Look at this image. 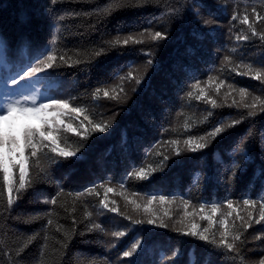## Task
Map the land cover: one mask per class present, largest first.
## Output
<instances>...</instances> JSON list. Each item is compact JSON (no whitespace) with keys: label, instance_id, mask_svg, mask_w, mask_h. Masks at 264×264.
<instances>
[{"label":"trees","instance_id":"16d2710c","mask_svg":"<svg viewBox=\"0 0 264 264\" xmlns=\"http://www.w3.org/2000/svg\"><path fill=\"white\" fill-rule=\"evenodd\" d=\"M112 2L0 0V72L38 66L48 51H54L57 60L44 74L64 90L71 105L83 108L94 123L109 125L102 133L91 131L89 125L86 138L62 132L72 149L79 145L77 157L42 160L44 172L31 166L33 185L14 192L12 206L7 205V191L0 188V264H264V233L259 232L264 221L254 222L264 202V112L258 107L248 116L250 109L242 106L256 95L264 99V83L253 78L264 60V0H151L103 14ZM234 15L238 19L233 20ZM245 15L256 36L249 24L240 23ZM156 31L165 38L152 41L147 33ZM139 32L145 33L141 44L109 48L105 43ZM102 48L107 51L100 57L91 55ZM62 55L66 62L59 59ZM74 60L81 62L73 64ZM244 65H253L249 75L238 74L247 71ZM197 83L207 93L200 100L199 89L193 87ZM240 87L250 93L243 100ZM113 95L118 99H111ZM236 119L241 122L209 138L203 150L188 151L183 143L189 136L211 131L213 122L232 124ZM69 120L79 126L78 120ZM173 140L179 145H172ZM175 147L181 155L175 154ZM140 167L149 173L148 179L127 176ZM107 187L115 190L108 193V202L117 212L99 205ZM87 188L96 192L88 194ZM150 195L177 198L152 206L168 227L133 223L148 218L142 206ZM49 197L57 204L45 203ZM181 198L191 202L187 211L197 215L184 216ZM244 199L255 200V209L243 205ZM229 200L235 208L230 221L237 214H253L246 231L239 227L242 221L235 220L236 230L243 232V244L236 242L242 257L184 234L191 222L201 230L209 226L200 219L199 205L221 204L215 217L219 221L229 211L224 207ZM96 223L102 230L94 228ZM219 230V223L211 229L217 239ZM114 231L125 235L113 237ZM137 241L133 255L123 257Z\"/></svg>","mask_w":264,"mask_h":264},{"label":"snow or ice","instance_id":"6c2138e0","mask_svg":"<svg viewBox=\"0 0 264 264\" xmlns=\"http://www.w3.org/2000/svg\"><path fill=\"white\" fill-rule=\"evenodd\" d=\"M151 0H113L107 7L103 8V14H107L110 11L121 8H131L136 7L142 3H150ZM50 3L55 5L57 0H50ZM264 19V16L260 17ZM60 20H64V16L59 17ZM233 20L238 19L237 16L232 17ZM206 23H208L206 21ZM242 24H249V18L247 15L240 20ZM249 29L252 32L253 36L257 35L255 28L249 24ZM59 29H57L58 31ZM147 35L151 38L152 41L163 40L165 36L160 31L154 33L148 32ZM145 36L144 32H139L129 35H117L114 39L106 41V45L109 48H115L118 45L127 46L131 42L132 44H141L144 42L142 37ZM264 40V34H261L260 37ZM237 39H248L247 36L240 37L237 36ZM53 44L56 43L55 40L52 41ZM107 49L92 50L91 55L98 58L101 56V52H106ZM61 61H65V57L62 55L59 57ZM57 56L54 51H48L45 57L38 61V66H30L27 68L21 75V79L31 78L37 73L45 71V69L53 68ZM66 62V61H65ZM81 61L74 60L73 64L80 63ZM153 63L152 59L147 60V65ZM244 68L247 71L238 72L239 75H249L253 70V65H244ZM264 60L261 61L260 69L255 70L253 75L254 79L261 80L264 83ZM131 75V73H129ZM123 79V77H121ZM212 77L209 78V83L212 82ZM15 82V81H14ZM141 81L136 80V83L139 84ZM223 86V82L216 85V92L219 93L220 88ZM196 89H199V95L196 96L197 100L203 99L207 93L200 87L199 83L193 86ZM230 89L233 88V85L229 84ZM101 91V88L97 87L96 94L98 95ZM115 91V89L113 90ZM261 95H264V88L260 89ZM250 93L245 87L239 88V95L241 100L244 97L248 96ZM189 96H192L193 93L189 92ZM104 96L108 97L109 92L104 91ZM111 99H118L117 96L113 95ZM209 103L213 108L217 107V101L215 99L209 100ZM244 108L250 109L248 111V116H254L256 114L255 110L259 107V111L264 112V99H261L260 95L253 97V102L251 104H243ZM84 109L79 106H73L68 100L65 99H50L46 103H41L37 105L33 100L31 105H24L19 102L8 104L5 108L0 109V173L3 175V185H0V188H3L8 193L7 205L12 206L14 203V192L19 193L21 190L26 188H31L33 185L34 177L30 176L29 169L31 166H35L44 172L45 168L42 166L41 161L47 160L49 163L53 161L54 157L59 158H72L77 157L79 152V145L75 149H72L67 144L66 137L62 136V132L75 133L78 136L86 138V134L89 131V125L91 126V131L94 132H104L109 127L107 124L94 123L93 119L84 114ZM83 115V120H79L80 116ZM28 117H33L39 121V127L31 126L27 123H24V119ZM65 117H71L72 119L79 121V126H76L71 120H66ZM83 121H87L88 124L85 125ZM241 121L236 119L232 124H225L223 121H216L212 123V130L206 132L205 135L199 137L189 136L188 139L184 140L183 143L186 146L188 151L197 152L203 150L208 146L209 138L215 139L218 135L225 131L226 128L232 127L235 124L240 123ZM80 128H84L85 132L81 133ZM174 146L179 145L178 140L170 141ZM175 154L181 155V149L175 147ZM51 154V155H50ZM34 158V159H33ZM169 157L164 156V160L167 161ZM18 174V179H17ZM128 177H136L140 180H145L149 178V173L146 172L145 168L140 167L139 169H133L127 173ZM18 184V187L15 185ZM120 188L124 189L125 184L120 183ZM99 187L104 188V185H99ZM88 194L96 192V188H87L84 190ZM115 190L112 187H107L104 189V199L99 201V205L106 209L109 212H117L118 209L110 207L108 202V193H112ZM99 195V193H96ZM62 195L58 192L57 196ZM77 196L84 195V192L76 193ZM136 195V193H133ZM177 198L169 197L167 195H150L146 198V202L143 204V212L147 214L146 220H133L135 224L147 223L149 225H155L157 227L166 228L168 225L159 217L158 213L153 209V204L159 202L160 204H169L173 203ZM130 203L135 204L136 209H140L141 205L135 203V201H129ZM45 203H50L52 205L57 204V199L49 197ZM114 203V202H113ZM181 203L184 205L185 212L184 216H194L197 215L195 211L188 212L187 209L190 206V201L181 198ZM248 209H255L257 202L255 200L244 199L242 201ZM221 204L212 203L211 205H199V215L201 220H206L208 222V227L200 229V225L191 222L190 229L184 232L185 235L198 236L200 240L205 241L209 244L216 245L226 249L228 252H236L241 257L243 253L240 252L237 247L236 242L239 241L243 244L241 239L243 232H240L237 229L235 220H240V228L245 231L247 228L252 226L253 223V214L252 211L247 212V216H240L237 214L235 220L230 221L229 218L232 217L233 211L235 210L234 204L231 200L227 202L224 206L229 211L224 214L223 218L217 221L215 219L216 215L221 212ZM206 208H210V211H206ZM88 215H91L90 213ZM168 212L165 211L164 216H168ZM131 219L130 217H125ZM159 221V222H158ZM264 221V202L259 204V218L255 219L256 224H260ZM51 223V221H49ZM219 223V239H217L216 233L212 232L211 229ZM94 228L97 230H102L101 224H94ZM259 232L264 233V228L259 229ZM107 235V233H105ZM125 232L114 231L111 233L113 237H123ZM260 239V237H256ZM32 238H29V241ZM66 239H71V233H66ZM139 242L133 243L131 245L130 251H124L123 257H130L133 255V252L137 249ZM64 247H67L65 244ZM264 255V252L261 253Z\"/></svg>","mask_w":264,"mask_h":264},{"label":"rangeland","instance_id":"374dc122","mask_svg":"<svg viewBox=\"0 0 264 264\" xmlns=\"http://www.w3.org/2000/svg\"><path fill=\"white\" fill-rule=\"evenodd\" d=\"M4 70L0 72V109L16 102L31 105L34 100L39 105L53 98L68 100L64 90L61 87L55 88V80L47 77L44 72L37 73L31 78L21 79L26 69L20 70V73L7 68ZM70 118L65 117L66 120ZM23 122L39 127V121L33 117L25 118Z\"/></svg>","mask_w":264,"mask_h":264}]
</instances>
